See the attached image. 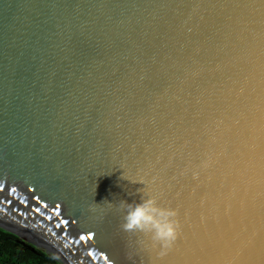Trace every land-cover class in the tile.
<instances>
[{
	"label": "water",
	"instance_id": "1",
	"mask_svg": "<svg viewBox=\"0 0 264 264\" xmlns=\"http://www.w3.org/2000/svg\"><path fill=\"white\" fill-rule=\"evenodd\" d=\"M0 185L62 264H264V0H0Z\"/></svg>",
	"mask_w": 264,
	"mask_h": 264
},
{
	"label": "clouds",
	"instance_id": "2",
	"mask_svg": "<svg viewBox=\"0 0 264 264\" xmlns=\"http://www.w3.org/2000/svg\"><path fill=\"white\" fill-rule=\"evenodd\" d=\"M121 207L124 209L123 230L150 232L153 239L161 244V254L176 239V210L161 206L154 196L146 195L130 203L121 201Z\"/></svg>",
	"mask_w": 264,
	"mask_h": 264
},
{
	"label": "trees",
	"instance_id": "3",
	"mask_svg": "<svg viewBox=\"0 0 264 264\" xmlns=\"http://www.w3.org/2000/svg\"><path fill=\"white\" fill-rule=\"evenodd\" d=\"M0 227V264H62Z\"/></svg>",
	"mask_w": 264,
	"mask_h": 264
},
{
	"label": "snow or ice",
	"instance_id": "4",
	"mask_svg": "<svg viewBox=\"0 0 264 264\" xmlns=\"http://www.w3.org/2000/svg\"><path fill=\"white\" fill-rule=\"evenodd\" d=\"M0 187H2V185H0ZM37 199H39V198H37ZM36 210H37V211H39V209H38V208H37ZM63 223H67V221H64ZM93 236H94V234H93V233H91V232H89V233H88V237H87V238H88V239H92V238H93ZM81 239L83 240V239H85V237H83V236H82V237H81ZM105 259H107V257H105Z\"/></svg>",
	"mask_w": 264,
	"mask_h": 264
},
{
	"label": "rangeland",
	"instance_id": "5",
	"mask_svg": "<svg viewBox=\"0 0 264 264\" xmlns=\"http://www.w3.org/2000/svg\"><path fill=\"white\" fill-rule=\"evenodd\" d=\"M21 243H22L23 245H27V244H28L27 242H24L23 240L21 241Z\"/></svg>",
	"mask_w": 264,
	"mask_h": 264
}]
</instances>
